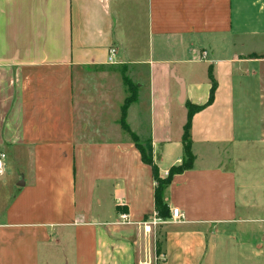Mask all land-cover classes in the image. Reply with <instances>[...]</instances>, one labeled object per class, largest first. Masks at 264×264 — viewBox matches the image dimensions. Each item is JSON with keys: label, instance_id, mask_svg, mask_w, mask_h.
<instances>
[{"label": "crops", "instance_id": "0c3cea01", "mask_svg": "<svg viewBox=\"0 0 264 264\" xmlns=\"http://www.w3.org/2000/svg\"><path fill=\"white\" fill-rule=\"evenodd\" d=\"M209 68L192 167L163 189L184 219L163 221L151 166L119 123L122 72L137 84L125 122L164 178L183 159L187 109L173 136L172 102L205 103ZM168 78L177 90L155 86ZM0 151L2 184L14 176L0 264H264V0H0Z\"/></svg>", "mask_w": 264, "mask_h": 264}, {"label": "trees", "instance_id": "16d2710c", "mask_svg": "<svg viewBox=\"0 0 264 264\" xmlns=\"http://www.w3.org/2000/svg\"><path fill=\"white\" fill-rule=\"evenodd\" d=\"M209 79H210V88H209L208 98L205 103L198 105V104L191 103L188 100L184 102L186 109H187V114H186V121L183 125V132L181 136L182 147H183V159H182L181 164L176 165V166H171L167 171V175L164 178H161L158 173V168L153 162L150 145L146 146L143 143H141L138 137L136 136V134L133 133L129 129L128 125L125 122L126 110L128 106L135 100L136 95H135V91H134L135 88L133 84L125 76L122 77L123 83L126 86L127 90L129 91V95L125 97L121 105L119 123L123 131H125L129 135L135 147L138 149L141 155V160L144 163L151 166L152 175L156 182V185L154 188V208H155L156 215L159 218L166 219L169 217V208L163 199V189L165 185H167L171 181L172 176L174 174L181 173L184 170L192 167L193 160H194V155L191 150V137H190L192 117L196 112H198L205 106L212 103L213 98H214L215 89L217 87V82L215 81L210 68H209Z\"/></svg>", "mask_w": 264, "mask_h": 264}, {"label": "rangeland", "instance_id": "374dc122", "mask_svg": "<svg viewBox=\"0 0 264 264\" xmlns=\"http://www.w3.org/2000/svg\"><path fill=\"white\" fill-rule=\"evenodd\" d=\"M240 14H241V17H244V15H245V10L244 9H242V11L241 12H239ZM246 43V45L248 44V42H245ZM195 52V54H194V58L195 59H199L200 58V50L199 49H197L196 51H194ZM179 53V52H178ZM199 64H204V63H199ZM200 66H202V65H200ZM145 71V74L143 73V74H138V77L140 78V79H147V72H146V70H144ZM134 74V73H133ZM136 75V74H135ZM126 77L127 79H129V81L133 84V86H134V88L136 89V87H137V84L136 83H134L133 81L135 80V78H134V76L132 77V80H131V76H130V74H129V72H125V70H123V72H122V77ZM122 79V78H121ZM166 81H164V80H159V79H156L155 80V86H158V87H166V82H167V84H169V86H174V89L175 90H177V88H176V85H175V81H174V79H172V78H168V79H165ZM121 82V81H120ZM124 84V83H123ZM170 84H172V85H170ZM124 88V87H123ZM125 88H126V86H125ZM127 89V88H126ZM143 93L141 94V96H140V98H139V100L135 103V104H133V107L134 108H139V112H140V117H142V113H143V111L145 110V108L147 107V106H149V104H148V98H147V100H146V95L145 94H147L148 93V88L146 87L143 91H142ZM124 95H125V92H124ZM123 97L124 96H122V98H120V100H119V103L121 104L122 103V99H123ZM174 99V98H173ZM116 102V99H112V103H115ZM117 104L116 105V107H118V106H120V104ZM173 104L171 105L172 107H171V124H172V126H170V128L172 129V134H173V136H174V134L175 133H179V129H182V126H181V124H180V118L181 117H183V116H185V114H186V107H184V105H181L179 102H178V98H176V100L174 99L173 100V102H172ZM160 106L162 105V104H159ZM164 105H165V103H164ZM198 105H200V104H198ZM114 107V106H113ZM145 117V116H144ZM184 121V120H183ZM145 123V121H143V123H140V128H139V131H141L139 134L142 136V135H144V133H146L145 132V129H146V125L144 124ZM143 144L144 145H146V146H148V143L147 142H143ZM6 157V156H5ZM4 162H5V164H6V158H5V160H4ZM6 177H7V175H6ZM12 178H14V176H12L11 175V178H9L6 182H5V184L3 185L2 184V182H1V180H0V183H1V186H3V187H0V199H2L3 197H5V195L7 194V191H10L11 189H12V183H13V179ZM1 194H3V196H1ZM223 230L225 229L226 231H223L222 232V234H231V233H235V234H237V235H239L240 233H243V232H239L238 230H237V232H236V230L234 229V228H232V227H227V228H222ZM242 229V228H241ZM257 230H259V229H257ZM255 234L257 235V237L259 238L260 237V235L262 234V232L261 231H258V232H255ZM236 256L237 255H235V254H227V255H224L223 257H222V264H244V262H241L240 263V260H236ZM247 264V263H246Z\"/></svg>", "mask_w": 264, "mask_h": 264}, {"label": "built area", "instance_id": "2783aa9c", "mask_svg": "<svg viewBox=\"0 0 264 264\" xmlns=\"http://www.w3.org/2000/svg\"><path fill=\"white\" fill-rule=\"evenodd\" d=\"M115 48L114 47H109L108 48V54H107V63H115ZM5 153L3 151H0V175L3 174L4 172V169H5ZM121 217V222H129V219H128V216L126 214H121L120 215ZM184 219V215L183 213L177 208V207H172L170 209V215L168 217V219H163V221H166V220H172V221H175V222H179V221H182ZM156 219H153L152 222L155 223Z\"/></svg>", "mask_w": 264, "mask_h": 264}, {"label": "water", "instance_id": "95a60500", "mask_svg": "<svg viewBox=\"0 0 264 264\" xmlns=\"http://www.w3.org/2000/svg\"><path fill=\"white\" fill-rule=\"evenodd\" d=\"M176 80L178 81V84H179V99L182 100L185 95V87H184V84L181 78L176 77Z\"/></svg>", "mask_w": 264, "mask_h": 264}]
</instances>
